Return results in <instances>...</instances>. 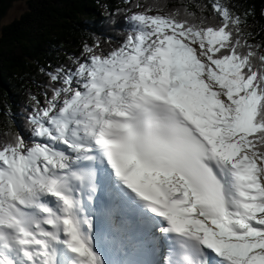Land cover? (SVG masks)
Returning a JSON list of instances; mask_svg holds the SVG:
<instances>
[{
  "label": "snow or ice",
  "instance_id": "snow-or-ice-1",
  "mask_svg": "<svg viewBox=\"0 0 264 264\" xmlns=\"http://www.w3.org/2000/svg\"><path fill=\"white\" fill-rule=\"evenodd\" d=\"M211 7L218 24L132 13L121 46L48 73L37 142L0 139V264H109L89 211L103 187L158 230L157 264H264V45Z\"/></svg>",
  "mask_w": 264,
  "mask_h": 264
},
{
  "label": "trees",
  "instance_id": "trees-1",
  "mask_svg": "<svg viewBox=\"0 0 264 264\" xmlns=\"http://www.w3.org/2000/svg\"><path fill=\"white\" fill-rule=\"evenodd\" d=\"M24 2L22 14L3 23L15 3ZM213 0H0V139L19 133L29 144L37 142L28 117L32 96L42 103L51 96L49 72L75 69L87 57L85 45L107 54L121 46L133 30L127 18L152 8L168 14L188 8L218 24ZM247 20L248 43L264 45V0H221ZM141 5V7H136ZM197 5L205 6L201 11ZM245 13L247 15L245 16ZM183 18V16H181ZM99 48H95L96 42ZM264 52V47L258 49Z\"/></svg>",
  "mask_w": 264,
  "mask_h": 264
},
{
  "label": "bare ground",
  "instance_id": "bare-ground-1",
  "mask_svg": "<svg viewBox=\"0 0 264 264\" xmlns=\"http://www.w3.org/2000/svg\"><path fill=\"white\" fill-rule=\"evenodd\" d=\"M118 203H122L124 205L123 200H119ZM126 211V210H125ZM116 211L112 213V217L115 219L116 224ZM95 243L97 248L100 250L101 254L104 258L109 262V264H133L134 257L139 254L137 257L142 258V264H157V262H161L160 255L163 251V248L160 245H157L156 248L152 246L151 239L148 240L149 236L142 242L143 244L140 246H134L133 248L123 243V239H115L114 233L110 231H99L95 229L94 231ZM136 252L134 257H130V254ZM115 251L121 253L125 251L124 254H120L119 257H116ZM136 257V258H137ZM128 262V260H130Z\"/></svg>",
  "mask_w": 264,
  "mask_h": 264
},
{
  "label": "rangeland",
  "instance_id": "rangeland-1",
  "mask_svg": "<svg viewBox=\"0 0 264 264\" xmlns=\"http://www.w3.org/2000/svg\"><path fill=\"white\" fill-rule=\"evenodd\" d=\"M25 10V4L24 2H18L15 3L13 5V7L11 8V10L9 11L8 15L5 17L3 23H9L10 21H12L13 19L18 18L22 12ZM37 141V138L35 139ZM139 254H137L134 259L138 256ZM143 258V257H142ZM163 260V258H162ZM130 260H128V262H130Z\"/></svg>",
  "mask_w": 264,
  "mask_h": 264
}]
</instances>
